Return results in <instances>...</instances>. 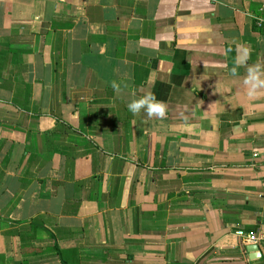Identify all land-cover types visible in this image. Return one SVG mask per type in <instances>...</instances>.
<instances>
[{"label":"crops","instance_id":"obj_1","mask_svg":"<svg viewBox=\"0 0 264 264\" xmlns=\"http://www.w3.org/2000/svg\"><path fill=\"white\" fill-rule=\"evenodd\" d=\"M263 1L0 0V264L264 258Z\"/></svg>","mask_w":264,"mask_h":264},{"label":"clouds","instance_id":"obj_2","mask_svg":"<svg viewBox=\"0 0 264 264\" xmlns=\"http://www.w3.org/2000/svg\"><path fill=\"white\" fill-rule=\"evenodd\" d=\"M232 49L229 48L223 55L227 56ZM250 51L247 47H242L237 50V55L234 58L233 66L230 71L233 76L239 75V69L244 68L243 79L240 83L245 89V93L248 97H256L261 90H264V65L259 63L249 64ZM114 90H119V85L113 83ZM143 95L133 97L127 103V109L134 116L143 111L151 118L162 119L166 115L167 104L161 100H158L154 93L149 89H143Z\"/></svg>","mask_w":264,"mask_h":264},{"label":"built area","instance_id":"obj_3","mask_svg":"<svg viewBox=\"0 0 264 264\" xmlns=\"http://www.w3.org/2000/svg\"><path fill=\"white\" fill-rule=\"evenodd\" d=\"M263 16L256 23V27L264 31V1L262 2ZM238 236L241 238L243 244H257L259 243V236L254 232H248L245 230H238Z\"/></svg>","mask_w":264,"mask_h":264},{"label":"water","instance_id":"obj_4","mask_svg":"<svg viewBox=\"0 0 264 264\" xmlns=\"http://www.w3.org/2000/svg\"><path fill=\"white\" fill-rule=\"evenodd\" d=\"M246 250L252 264H264L263 254L258 244H247Z\"/></svg>","mask_w":264,"mask_h":264}]
</instances>
